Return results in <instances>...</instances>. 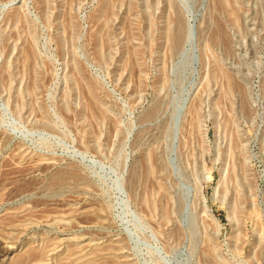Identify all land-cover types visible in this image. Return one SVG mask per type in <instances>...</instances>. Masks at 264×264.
I'll return each mask as SVG.
<instances>
[{"label": "rangeland", "instance_id": "1", "mask_svg": "<svg viewBox=\"0 0 264 264\" xmlns=\"http://www.w3.org/2000/svg\"><path fill=\"white\" fill-rule=\"evenodd\" d=\"M34 262L264 264V0H0V264Z\"/></svg>", "mask_w": 264, "mask_h": 264}, {"label": "bare ground", "instance_id": "2", "mask_svg": "<svg viewBox=\"0 0 264 264\" xmlns=\"http://www.w3.org/2000/svg\"><path fill=\"white\" fill-rule=\"evenodd\" d=\"M192 34V33H191ZM30 68V67H29ZM65 180V177H62L61 179H59V182H62V181H64ZM39 248V247H38ZM40 249V248H39ZM7 250V249H6ZM6 250L4 251V252H6ZM74 250V249H73ZM3 253V252H2ZM10 254V253H9ZM56 254V253H55ZM25 255V254H24ZM47 255V254H46ZM43 256H44V254L43 253H39V254H35V253H33V254H28L27 255V257H30V258H33V259H36V261H41L42 259H43ZM48 256V255H47ZM73 257H75V258H77L76 256H73ZM72 258V257H71ZM47 260H48V258H46ZM73 259V258H72ZM92 259V258H91ZM71 261V260H70ZM81 262H82V260H80ZM84 261V260H83ZM80 263V262H79ZM13 264V263H12ZM34 264H35V262H34ZM37 264V263H36ZM73 264V263H72ZM75 264H77V262L75 263ZM92 264V263H91ZM95 264V263H94Z\"/></svg>", "mask_w": 264, "mask_h": 264}]
</instances>
